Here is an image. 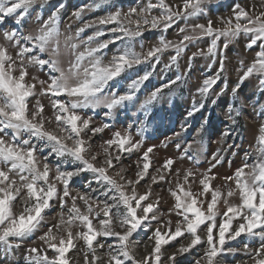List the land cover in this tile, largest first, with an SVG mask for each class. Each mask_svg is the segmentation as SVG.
<instances>
[{
    "label": "snow or ice",
    "instance_id": "snow-or-ice-1",
    "mask_svg": "<svg viewBox=\"0 0 264 264\" xmlns=\"http://www.w3.org/2000/svg\"><path fill=\"white\" fill-rule=\"evenodd\" d=\"M49 3L0 0V245L5 252L29 243L27 264H80L72 259L77 254L83 264H180L177 257L205 246L195 264H223L226 254L237 252L247 255L251 264H264V124L258 129L255 156L246 153L248 159L241 166L221 177V183H214L217 174L213 170L225 162L224 152L233 145L218 149L209 167L200 172L176 167L178 160L192 158V143L181 147L177 142L180 155L150 171V154L155 157L157 146L144 147L143 129L137 133L139 138H134L129 127L113 130L110 138L103 139L113 124H97L85 111L103 108L104 115L113 120L137 100V93L170 50L174 54L164 68L175 66L177 74L150 92L141 105L145 116L164 89L185 79L197 57L211 58L217 70L198 86L200 99L193 101L189 117L205 110L206 102L216 104V98L229 92L235 104L241 87L252 78L264 94V0L237 3L229 16L215 20L209 15L211 0H146L127 11L114 7L74 33L70 25L68 32L61 31L64 4L60 3L47 19L37 17V27L26 32L22 27L26 17L35 6ZM155 10L159 14H153ZM84 11L82 7L73 16L79 20ZM204 17L205 22H199ZM181 21L184 25L178 27L177 40L160 35L145 51L141 42L145 31L167 32ZM108 25L115 26L107 31L99 27ZM93 27L96 31L85 39L82 34ZM105 35L108 38L101 40ZM206 38V47H199ZM241 40L245 49L255 50L254 57L247 65L239 61L237 80L229 88L227 52ZM110 45L118 46L106 60L104 50ZM190 45L196 51L181 72L180 58ZM62 57H69L66 66ZM140 65L149 70L134 71ZM125 81L130 83L121 92ZM218 85L217 90L214 86ZM187 130L181 126L182 132ZM97 136L102 143L96 142ZM228 136L225 131L224 137ZM171 142L169 138L164 147ZM141 151L134 175H127L125 153ZM88 173L89 190H74L72 184ZM160 184L166 186L160 193L166 191L173 199L167 209L161 206L163 196L153 190V185ZM54 208H59L55 220ZM147 231H151V248L138 258L140 234ZM242 236L260 240L258 244L240 242ZM178 238L186 243L168 252Z\"/></svg>",
    "mask_w": 264,
    "mask_h": 264
},
{
    "label": "rangeland",
    "instance_id": "rangeland-1",
    "mask_svg": "<svg viewBox=\"0 0 264 264\" xmlns=\"http://www.w3.org/2000/svg\"><path fill=\"white\" fill-rule=\"evenodd\" d=\"M146 0H50L49 4L37 5L32 10L31 15L26 17L25 23L22 25L26 32L33 31L39 21L37 17L47 19V17L54 11L55 6L60 3L64 4V8L61 10V31L74 33L76 29L82 26L84 23L97 20L99 17L106 16L109 12L115 8H121L127 11L129 7H136L145 3ZM169 3H179V0H168ZM255 0H211L209 15L213 20L221 16H229L231 14V8L239 3L247 5L254 3ZM94 3H99V8L89 9L87 6ZM85 8L81 18L78 20L73 16V13L80 8ZM153 14H159L158 10H155ZM204 18H200L199 22H205ZM184 22H179L178 26L173 25L167 32H161L160 29H148L144 32L141 42L144 44L145 51L152 46L160 35H164L169 40L178 39V27H182ZM10 26V24H9ZM115 25L99 26L103 27L105 31L107 28L114 27ZM96 31V28H87L82 36L86 39L87 36L92 35ZM108 36L100 37L101 40L107 39ZM207 38L204 42H201L199 47H206ZM118 45H110L106 52L105 59H109L115 52ZM187 51L180 58L181 68L180 71H184L185 63L191 52L196 51L195 47L189 46ZM137 51H140L139 43L137 44ZM255 50H247L244 47V41L230 46L227 55L229 60L226 61L227 72L225 77L227 79L229 88L232 87L233 82L237 80V67L240 60H244L247 65L252 61ZM174 54L171 50L166 52L161 59V63L156 65V71L149 81L145 82V86L141 88V91L137 93V100L129 105L127 109H122L116 115L113 120H109L105 115L103 108H97L94 111L85 110L88 115H92L97 124L101 122H109L113 124V128L106 130L102 134L103 139L110 138L111 131L124 130L131 128L134 138H139L137 133L143 129V141L144 147L156 145L154 149L155 157L150 167L159 166L165 159L172 157L176 158L180 155L176 148V143L179 142L181 147L186 143H192L191 154L192 158H185L184 160H178L176 167L182 169L196 168L200 172H204L209 167L211 156L218 149H224L227 144L233 145L231 149H227L224 152L225 162L219 165L213 171L217 174V179L214 183H221L220 178L223 176L231 175L236 168L242 165L248 158L246 153H251L255 156L256 138L258 135V129L261 124H264V94L258 88V82L255 78L246 81L241 87L239 96L240 99L233 104V97L231 92L227 95L216 98V104H210L206 102V109L200 113H196L194 117H189L188 112L192 108L193 101L199 100L200 96L197 91L198 86L202 83L203 79L212 75H215L217 65L211 58L197 57L192 62V71L185 77L182 82L172 85L168 89H164L160 99L150 106L147 116L144 115V110L141 105L144 103L147 96L151 91L156 88L162 87L163 84L175 79L177 69L173 66L170 69H165L164 64L168 61L169 55ZM67 64L69 57H62ZM149 70L146 65L138 66L134 71L143 74L144 71ZM130 81H125L120 91L123 92ZM219 89L218 86H214ZM235 108L238 111H231ZM230 116L235 119V123L230 119ZM205 120L207 123H205ZM187 127V132L181 131V126ZM203 125V131L202 126ZM225 131L230 133V136L224 137ZM176 133H180L177 137ZM171 138V143L168 147H164V144ZM97 143H102L101 136L96 137ZM141 152H133L131 155L125 153L123 157V164L128 168L127 175L133 176L135 172V162L140 158ZM195 160H199V164L195 163ZM230 161V163H229ZM250 162V161H249ZM86 177H81L78 181L72 184L74 190L86 191L88 189V180L91 179V173L86 174ZM143 184L144 181H141ZM95 188L97 185L92 184ZM166 187L164 184L159 186L153 185V190L156 193H160V189ZM195 187V186H194ZM138 191H143L138 187ZM163 196L162 208H169L173 199L165 191L160 193ZM95 195V194H94ZM238 202V201H237ZM79 203V202H78ZM16 211H20L17 207ZM59 208L52 209V219H57V212ZM173 221L176 217L173 214ZM155 224H153V227ZM151 235V231H147L140 234V242L136 247V256L139 258L143 256L147 250L151 248V242L148 237ZM35 239V238H34ZM259 237H247L242 236L239 238L240 242H248L252 244L255 241L259 243ZM182 238H178L177 241L172 242L168 246V252H172L175 248L179 247ZM37 244L39 242L37 241ZM145 244L148 248H145ZM234 246L239 247L240 243L232 242ZM30 246L29 243H23L19 248H14L10 252L6 253L3 245H0V264H27L26 257L28 253L26 249ZM205 246H197L193 248L189 253H185L183 256L177 257L180 264H195L197 260L203 256ZM51 254V253H50ZM72 256V253H69ZM73 261L79 260L80 264H83V257L77 254L72 256ZM223 264H251L249 257L243 252H237L236 254H226L223 258Z\"/></svg>",
    "mask_w": 264,
    "mask_h": 264
}]
</instances>
